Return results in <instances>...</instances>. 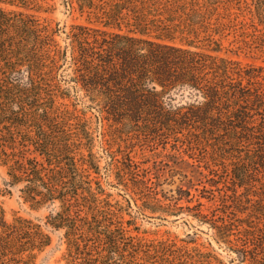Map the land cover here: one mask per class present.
Masks as SVG:
<instances>
[{"label":"trees","instance_id":"obj_1","mask_svg":"<svg viewBox=\"0 0 264 264\" xmlns=\"http://www.w3.org/2000/svg\"><path fill=\"white\" fill-rule=\"evenodd\" d=\"M62 3L87 22L25 12L57 10L48 0H0L5 195L50 208L66 264H226L197 232L149 236L138 223L183 213L232 262L264 264V66L220 53L264 57V0ZM134 136L182 143L210 186L169 195L136 160ZM52 243L41 223L9 222L0 202V264H38Z\"/></svg>","mask_w":264,"mask_h":264},{"label":"rangeland","instance_id":"obj_2","mask_svg":"<svg viewBox=\"0 0 264 264\" xmlns=\"http://www.w3.org/2000/svg\"><path fill=\"white\" fill-rule=\"evenodd\" d=\"M49 3H56L57 10L44 11L33 8L26 9L27 13H34L39 15L42 19H47L49 22L60 23L62 27L70 26L73 23H85L87 22L84 17L68 12L62 3V0H48ZM7 7V6H6ZM10 8V7H7ZM103 29L102 25L94 22ZM108 29V28H107ZM233 37L231 36L226 41V46L230 45ZM230 48L236 49L234 45ZM222 56H228L235 60L241 61L243 65H259L264 66V57H260L253 54H247L245 52L235 53L234 51L223 50L220 52ZM136 141L134 145V155L137 161H140L144 167H150V172L154 181H161V189L167 192L169 195L172 194L179 186L189 188L192 190L194 195H198L204 185H209L207 182L210 174L202 173L201 168L197 166L195 160L189 157L188 151H186L185 145L182 143L175 145V141L166 142L158 141L156 143H150L148 141ZM199 157H207V152L201 150L198 146ZM104 164V163H103ZM142 174V173H139ZM224 175V174H221ZM7 172L5 167L0 163V202L3 204L6 212V218L9 222H13L17 217H23L31 219L35 222L44 225L45 229L50 232L53 237V243L38 257V264H66L63 259L66 246L64 243L62 232L56 231L46 225V218L50 213V208H35L29 202H26L20 195L17 189H14L13 194L5 195L4 190L6 189ZM223 181V178H218ZM223 187V184L220 185ZM112 192L117 194L119 191L112 189ZM121 198V197H120ZM256 199V197H252ZM206 203L207 208L212 205L207 199H203ZM183 204H187L186 201H182ZM219 203V202H218ZM256 203H246L242 211L246 208H253ZM215 206V204H214ZM248 213H239L240 216H247ZM138 223L141 225L142 231H148L149 236H154V233H158L159 236L167 235H179L184 237L187 233H198L199 242L208 245L209 243L217 249L221 254L226 264H250L249 261L241 262L236 260L232 262V259L236 257V254H230L226 246H221L215 240V231L208 224H201L198 220L194 219L187 213H183L180 217L170 216L168 220L161 221L159 219H146L140 217ZM168 232V233H167Z\"/></svg>","mask_w":264,"mask_h":264}]
</instances>
